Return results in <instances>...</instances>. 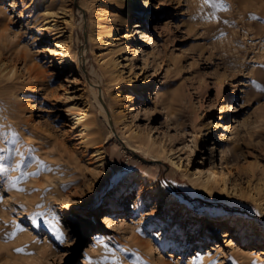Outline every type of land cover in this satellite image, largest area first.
Instances as JSON below:
<instances>
[{
    "label": "rangeland",
    "instance_id": "1",
    "mask_svg": "<svg viewBox=\"0 0 264 264\" xmlns=\"http://www.w3.org/2000/svg\"><path fill=\"white\" fill-rule=\"evenodd\" d=\"M223 3L0 0V131L51 169L16 188L0 173V264H264V0ZM82 110L95 142L78 143ZM135 172L127 213L103 223Z\"/></svg>",
    "mask_w": 264,
    "mask_h": 264
},
{
    "label": "snow or ice",
    "instance_id": "2",
    "mask_svg": "<svg viewBox=\"0 0 264 264\" xmlns=\"http://www.w3.org/2000/svg\"><path fill=\"white\" fill-rule=\"evenodd\" d=\"M203 5H207L208 7L215 10H226V5L223 3V0H202ZM214 17V12L211 14ZM253 87L257 90L264 92V87L253 82ZM0 143L5 144V147H0V173H8L10 171H18L20 175L11 180L10 186L12 188L17 187V183L20 180L27 179L29 176H36L40 171H51L50 168H47L43 164L42 161L38 160L31 153L34 151L33 149H28V155L20 151L19 147L15 145L18 143L17 134L11 131L4 132L0 131ZM8 145H12V147H8ZM19 155L20 161L15 165L11 163V158L13 156ZM33 163L37 165V172L29 173L26 171L28 167H30ZM25 170H21V169ZM19 190V189H17ZM37 209H44V211H36L32 214V221L36 219H40L43 221V224L46 226V230L52 233L56 240L63 242L65 239L64 232L61 230V217L56 212L54 208L49 206L45 208L43 204H38ZM17 230L22 231V228L17 226ZM100 242L99 240L97 241ZM17 251H21V249H17ZM105 261H108V257H104V260L99 262V264H104ZM108 264H121L119 257L113 255L111 261Z\"/></svg>",
    "mask_w": 264,
    "mask_h": 264
},
{
    "label": "bare ground",
    "instance_id": "3",
    "mask_svg": "<svg viewBox=\"0 0 264 264\" xmlns=\"http://www.w3.org/2000/svg\"><path fill=\"white\" fill-rule=\"evenodd\" d=\"M121 1H122V3H126V0H121ZM158 6H159L160 9H163L164 8V2L160 1V4ZM146 7L147 8L149 7L148 0H146ZM5 10H4L3 7H0V13H3ZM0 15H2V14H0ZM145 17L146 16H144V18ZM141 22L142 21H140V20L134 22L133 31H134L135 34L138 32V33H142V36H148L146 31H144V30L142 31V29L141 30L139 29L143 25ZM123 23L125 24L126 22L124 21ZM147 27L150 30L151 25H148ZM126 36H129V35L127 34ZM59 88H60V86H59ZM62 88L64 89V87H62ZM66 91H69V90H66ZM68 95L67 96L71 100L72 99L75 100L76 96L72 92V90L70 91V94H68ZM70 99H68V100H70ZM86 115H87V111L86 110H82V111L77 112L75 114V117H74L75 122L78 123V125H77L78 129L77 130H78V134H79V142H78L79 144H83V143L86 144L88 142L91 143V142H95V140H96L95 137H94V133L96 132V128L94 126H92V121L89 120V119L81 120V118L85 117ZM103 152H104V150H102L101 145L95 146L93 148V152H92L93 157L97 158L96 159V163H97L96 164V167H97L96 173H97L98 178H101V179H105V177L109 173L108 164L104 161V156L105 155L103 154ZM61 178H63V177H61ZM208 178H209V176H207L206 181L208 180ZM144 179H145V176H144L143 173L135 172V174H134V176L132 178H127V179L125 178L124 180H122L120 185H122L125 188H123V190H120V188H118L112 196L108 197V199H109L108 201L114 206V208L106 210V212L102 215V219L101 220L103 221V223L110 224L118 216L124 215L125 213H127V210L125 208V205H124L122 199H124V196L126 194L131 192V190L133 189L134 185L137 182L141 181V183H144L145 182ZM206 181H205V183H206ZM152 189H153V191H155L157 193L162 192L161 193L162 197L166 196V193H165V191L162 188H159L157 186V187H154ZM256 203H257L258 208L260 209V212L262 214H264V199H259V200L256 201ZM215 224H217V223H215ZM234 226H235V224H234ZM226 233L227 232H224V235H226ZM248 243L249 244H253L254 242L253 241H248ZM216 246H217L216 247L217 250L221 247L220 244H216Z\"/></svg>",
    "mask_w": 264,
    "mask_h": 264
}]
</instances>
